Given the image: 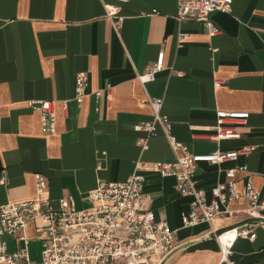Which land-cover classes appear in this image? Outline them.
Here are the masks:
<instances>
[{
  "label": "crops",
  "instance_id": "crops-1",
  "mask_svg": "<svg viewBox=\"0 0 264 264\" xmlns=\"http://www.w3.org/2000/svg\"><path fill=\"white\" fill-rule=\"evenodd\" d=\"M113 1L0 0V205L32 199L39 172L53 201L69 194L76 208H85L98 181H123L139 161L142 191L151 196L145 206L175 230L179 243L162 264H226L219 263L217 235L244 225L255 227L256 238H236L231 258L264 264V220L246 213L247 199L209 224L182 227L189 197L176 192L174 178L150 168L153 161L173 160L172 150L160 130L141 149L136 140L143 133L133 130L151 117L146 97H161L172 133L188 151L252 146L234 161L199 163L192 177L197 187L208 188L225 179V169L246 165L264 197V0H232L231 12H212L219 29L213 35L196 21L179 22L177 0H129L115 32L104 13V3ZM179 32L187 36L178 39ZM161 51L163 69L143 74ZM78 72L87 78L81 102L73 99ZM106 84L112 86L109 101ZM38 99L54 101L53 135L44 134L38 112L28 106ZM220 110L248 112L236 128L239 138H209ZM243 177L235 174L238 188ZM25 231L40 238L33 221ZM5 238L14 251L17 242Z\"/></svg>",
  "mask_w": 264,
  "mask_h": 264
},
{
  "label": "built area",
  "instance_id": "built-area-1",
  "mask_svg": "<svg viewBox=\"0 0 264 264\" xmlns=\"http://www.w3.org/2000/svg\"><path fill=\"white\" fill-rule=\"evenodd\" d=\"M128 1L104 3L105 17L115 32L122 26V8ZM231 4L232 0H177L176 19L179 22L196 21L204 26L209 35H213L219 29L211 20V13H229ZM186 36L182 32L177 34L178 39ZM163 57L164 53L159 52L153 64L145 67L143 74H155L162 70ZM86 87V76L76 73L73 85L75 101L81 102ZM111 88L110 84L103 88L108 101L111 99ZM100 93V90L95 92L96 96ZM146 102L151 107V117L133 125L135 132L143 133L136 144L143 149L158 130L163 133L174 158L153 161L150 168L161 177L174 178L176 192L189 197V209L180 214L181 226L209 224L216 216L229 213L230 204L242 198L248 202L246 213L264 220V197L260 198L258 190L253 187L252 175L246 165L225 169V179L208 188L197 187L192 181L199 163L218 165L234 161L239 155L249 154L252 146L243 145L233 150L216 148L206 153L190 152L172 133V122L162 113L163 99L147 96ZM27 103L38 112L44 134H55L54 101L38 99L28 100ZM63 108L66 109L65 102ZM248 116V112L243 110L217 111L216 130L209 138L214 141L239 138L240 132L236 128L244 124ZM237 172L244 174L240 188L235 179ZM143 182L144 175L139 169V161H136L134 170L125 180L98 181L95 188L86 194L90 204L78 209L69 194L53 201L46 176L35 173V195L32 199L0 205V264H161L179 243L175 230L165 220L157 219L154 212L145 206V201L151 196L142 191ZM0 184H5L4 176L0 177ZM28 221L35 222V233L40 238L27 236ZM5 236L17 242L14 251H8ZM238 237L254 240L255 227L234 226L220 233L217 236L219 263L235 264L231 258L232 245ZM33 240L39 242L38 258H32L29 252V244Z\"/></svg>",
  "mask_w": 264,
  "mask_h": 264
},
{
  "label": "rangeland",
  "instance_id": "rangeland-1",
  "mask_svg": "<svg viewBox=\"0 0 264 264\" xmlns=\"http://www.w3.org/2000/svg\"><path fill=\"white\" fill-rule=\"evenodd\" d=\"M29 252L30 253H36L37 255L40 252V246L39 243L37 241H32L29 244Z\"/></svg>",
  "mask_w": 264,
  "mask_h": 264
},
{
  "label": "water",
  "instance_id": "water-1",
  "mask_svg": "<svg viewBox=\"0 0 264 264\" xmlns=\"http://www.w3.org/2000/svg\"><path fill=\"white\" fill-rule=\"evenodd\" d=\"M221 233H222V232H221ZM219 234H220V233H219ZM219 234H218V235H219ZM218 235H217V236H218ZM165 259H166V258H165ZM165 259L163 260V262L165 261ZM163 262H162V263H163ZM162 263H161V264H162Z\"/></svg>",
  "mask_w": 264,
  "mask_h": 264
},
{
  "label": "bare ground",
  "instance_id": "bare-ground-1",
  "mask_svg": "<svg viewBox=\"0 0 264 264\" xmlns=\"http://www.w3.org/2000/svg\"><path fill=\"white\" fill-rule=\"evenodd\" d=\"M224 238V236H222V239Z\"/></svg>",
  "mask_w": 264,
  "mask_h": 264
}]
</instances>
